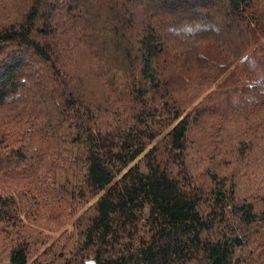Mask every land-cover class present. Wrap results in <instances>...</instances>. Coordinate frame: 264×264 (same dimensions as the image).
Returning <instances> with one entry per match:
<instances>
[{"label":"trees","instance_id":"1","mask_svg":"<svg viewBox=\"0 0 264 264\" xmlns=\"http://www.w3.org/2000/svg\"><path fill=\"white\" fill-rule=\"evenodd\" d=\"M92 258L264 264V0H0V264Z\"/></svg>","mask_w":264,"mask_h":264},{"label":"rangeland","instance_id":"2","mask_svg":"<svg viewBox=\"0 0 264 264\" xmlns=\"http://www.w3.org/2000/svg\"><path fill=\"white\" fill-rule=\"evenodd\" d=\"M145 83H146V86H145V88L148 90V91H150L151 89H150V83L148 82V81H145ZM49 214H51V215H57V213H49ZM70 225H71V222L70 223H68L67 224V228H69L70 227ZM63 228L64 227H62L59 231H54V230H51V231H49L52 235H56V234H58L59 232H61L62 230H63ZM48 232V233H49ZM47 234V233H46ZM52 242H53V240H52ZM49 243V242H48Z\"/></svg>","mask_w":264,"mask_h":264},{"label":"water","instance_id":"3","mask_svg":"<svg viewBox=\"0 0 264 264\" xmlns=\"http://www.w3.org/2000/svg\"><path fill=\"white\" fill-rule=\"evenodd\" d=\"M87 264H96V261L94 258L87 261Z\"/></svg>","mask_w":264,"mask_h":264}]
</instances>
